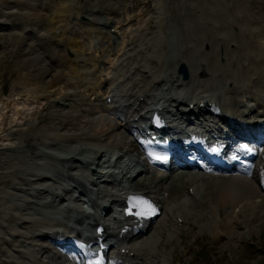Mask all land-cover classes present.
Masks as SVG:
<instances>
[{"label":"bare ground","instance_id":"6f19581e","mask_svg":"<svg viewBox=\"0 0 264 264\" xmlns=\"http://www.w3.org/2000/svg\"><path fill=\"white\" fill-rule=\"evenodd\" d=\"M134 1L90 0L87 10L78 0H71V7L78 4L77 14L85 23L78 15H60V7L54 10L56 14L51 13L55 14L51 24L62 22L73 35L89 39L96 35L99 49L93 50L100 53L96 62L93 50L90 57L91 52L74 50L73 45L78 47L74 41L51 36L39 15L43 3L44 10L51 7L50 1L0 0V6L10 9L0 11V29L16 28L22 7L33 11L29 18L26 15L28 21H39L38 26L30 27V35L23 33L27 24L15 30L19 38L16 51L26 57L20 63L25 72L22 76L29 78L25 85L35 90L22 93L24 87L14 82L9 92L0 94V135L5 134L4 139L0 137V264H174L173 255L185 239L203 233L226 236L232 243L234 237L240 239L244 232L249 235L264 223V139L256 144L264 136L261 5L256 0H202V14H184L177 18L178 25L167 22L169 35L165 37L161 29L166 22L164 3L155 0L156 29H130L120 36L123 26L127 29L131 22L129 13L120 19L121 13ZM194 1L183 0L182 4L191 6ZM5 25L8 27L1 28ZM39 30L48 33L43 42ZM23 38L25 42L33 39L35 46L29 40L23 48ZM99 63L105 69L108 66L101 78L105 69ZM179 63L187 69L186 79L175 72ZM58 85L54 92L44 89ZM58 95L65 99L63 103L54 99ZM35 100L45 112L54 110L53 120L43 127L26 120L36 115L33 109L26 114L19 108L20 102L24 108L36 105ZM158 102L161 108L151 109ZM148 111L160 124L164 119L165 130L178 128L186 117L195 115L198 124L208 126L211 133L217 135L222 129L225 144L228 137L246 132L250 135L246 142L255 147L254 157L244 171L198 175L185 170L177 176L184 182L182 189L170 170L152 171L142 163L128 162L117 174L120 178L132 176L125 190H94L95 179L109 172L93 170L100 157L114 150L116 162L135 150L131 132L137 131L133 126ZM9 122L12 127L8 128ZM27 135L33 137L31 145L23 144ZM68 146L70 153L64 157L47 151ZM80 155L84 161H79ZM133 157L138 161V153ZM74 189L84 192L94 213H81L74 201L70 206L60 205ZM133 193L154 205L153 217L119 218L121 213L112 211V205L123 206ZM100 205L106 206L102 215L97 213ZM96 226L100 238L94 237L93 243L98 245L107 238L111 244L90 262L95 254L84 255L87 249L77 242L93 237ZM74 249L78 258L71 255Z\"/></svg>","mask_w":264,"mask_h":264},{"label":"rangeland","instance_id":"374dc122","mask_svg":"<svg viewBox=\"0 0 264 264\" xmlns=\"http://www.w3.org/2000/svg\"><path fill=\"white\" fill-rule=\"evenodd\" d=\"M37 1L39 3H41L44 0H37ZM48 1H50L48 3L51 5V7L49 5L50 8L47 9V10H44L43 7H45L44 6L45 4L43 3L42 4V8H40V12L41 13L39 15L41 16L40 17L41 18L40 21L42 22V24H44L45 26H49L50 34L52 32L51 36H53V38L55 40H57L58 38H60V36H62L63 37V38H61L62 42H63V40L65 38L67 40V43H68V40H70L72 42L74 41V44H76V45L78 44L77 45L78 47L73 45L74 46L73 47L74 50L77 49V51L79 50V52L85 53L87 55H89L90 52H91V54L89 56L93 57L94 52H96L94 50H97V48L99 49V46H98L99 44H98V40L96 38V35L93 34L90 39L88 37H86L85 35H83L86 39L88 38L86 40L84 37H82L84 39L80 38L79 37V33L78 34H74V35H73V33L71 34L68 31V27L66 29L65 28L66 26H64V24L62 22H58L56 24V21H54L55 23L53 22V24H51L52 20H54L55 14H56L55 11H58L59 7H60L59 8L60 9V15L63 14V13L78 15L77 14L78 4H80V3L83 4L84 8H86L88 10L90 8V5L88 4V6H87V2H90V0H78L79 3L76 6L75 5L72 6V7H74V12L73 13H72V7H71V5H73V3L71 2V0H65V5H64L63 0H48ZM92 1L93 0H91V2ZM100 1H103V0H100ZM162 2L164 3L162 12L164 14H166L165 15V21L166 22L163 24V27L161 25V29L163 30V33H164L165 37H167V35H169V31L166 29L167 26H168L167 22L168 23L169 22L177 23V25H178L179 24L178 19L184 17V14H188V15L190 13L196 14L199 11H200V14H202V8H201L202 0H195L194 1L195 4H192L191 6L190 5L189 6H183V4H182L183 0H162ZM256 2L261 5V9L264 11V0H256ZM154 5H155V0H135L134 2H132L129 5V8H128L127 12H122L121 13L123 15L120 17V19L124 18L129 13L128 18L130 19L131 22L128 24L129 28L126 29V27L123 26L122 30L120 31L121 32L120 36L124 32H127L130 29L131 30L141 29V30L146 31V32H150L152 30H155L156 29L155 24H154L155 19H154V15H153ZM63 6H69V8H64ZM14 9L15 8H13L12 10H14ZM21 9H22L21 14L20 13L17 14L18 16H20L19 17L20 21L17 19L18 21L16 22L15 18H13L12 16L10 18V19H12V21L16 22V28H12V31H11L10 28H8L6 31H5V29L4 30L0 29V40H1V44H2L0 46V94H2L3 90H6V92H9L8 91L9 87L14 82H17V84H18L17 86L18 87L19 86H21L22 88L24 87L23 89L20 88L21 90H23L22 93L31 94V92L29 90H31V89L35 90L34 86H29L28 87V85H25V82H29V78H24L23 77L25 72L23 71L24 74H23V72H21L22 68H21V65H20L21 60H23V58L25 57V54L21 53L20 51H16L17 50L16 48L19 45L18 44L19 43V40H18L19 38L16 35L18 33V31H15V30L16 29L20 30L21 25L23 26L24 24H27L28 26L26 25V27H24V28H26V31H24L23 33H25L26 35H30V34H27L29 31H31L30 27L36 26L39 23V21H37V20H33V21L29 20L28 21V19H26V15H27V18H29V14L32 15L33 11H31V9H29V8H25L24 9L22 7ZM1 10L2 11H10V9L7 10V7H5L3 4L0 6V11ZM18 12H20V11H18ZM51 13H55V14L52 16ZM57 14H59V13H57ZM138 15H139V17L137 18L136 16H138ZM82 17L83 16L79 14L78 15V20L80 22H82V23H85V19L82 18ZM51 18H53V19H51ZM137 19L139 20V22H137ZM35 22H37V23H35ZM29 23H31L30 24L31 26L29 25ZM87 28L89 29L91 27H87ZM9 29H10L11 32H9ZM46 29H48V28H46ZM63 29H66V32H64L65 30H63ZM61 30H62V32H61ZM53 31H54V33H53ZM39 32H41L42 33L41 34L42 37H44V38L41 37L42 42L45 41L47 39L46 38L47 37L46 35L48 34L47 31H44L45 35L43 34V30L42 31L39 30ZM31 34H33V33L31 32ZM78 37L80 38V41H79ZM36 38H38V35H37ZM68 38H70V39H68ZM22 40H24V41H22V42H24V43H22V46L24 48V46H26L28 44L27 42H29L30 39H28V40L26 39V42H25V38H23ZM58 40L60 41V39H58ZM30 41H32L33 42L32 44L34 45L33 39L30 40ZM81 41H82V43H80ZM85 43H87V44H85ZM88 44H89V47H92V49L87 50V48H89ZM66 47H69L68 44H67ZM17 52H18V54L21 53V55L19 56L17 54ZM95 54L96 55H94L93 58H96V62H97V60L100 59L99 55H98L100 53L96 52ZM48 55H49V53H48ZM68 55L70 56V54H68ZM51 56H52V54H50V57ZM105 56H106V54H105ZM54 58L57 59V57H53L52 59H54ZM99 66H100L101 70L105 69V66L103 67V65H101L100 63H99ZM107 67L108 66H106V69H107ZM100 68L98 69V73H99ZM106 69L104 71H102V73L100 74V78L104 77V74L107 71ZM98 73H97V75H98ZM101 75H103V76H101ZM26 80H28V81H26ZM50 80H53L52 77H50ZM30 81L32 82V80H30ZM47 81L49 82L48 79H47ZM49 83H53V82L50 81ZM57 87H59V85L56 86V88L55 87L54 88H49L48 87L49 89L46 86L44 89H45V91L51 90V91L54 92V91L59 89ZM33 95H35V94H33ZM58 96L57 97L55 96L56 98L54 97V99L56 101H58L59 103H63L65 101V99H63V97H61V95H58ZM25 100L26 99H23V100H21V102L22 101L25 102ZM21 102L19 103L20 106L24 104V103H21ZM35 102H36V100L34 101V103ZM44 103L45 102H43V104ZM36 105L32 104L30 107L26 106L27 108L29 107L28 109H26V107L24 108L23 107L24 105L21 106L22 108L19 106V108L21 110L25 111V113L27 111L26 114H30L29 112H31V111L33 112V110H34V113L36 115L32 116V117L31 116L30 117H26V120L31 121L32 124L35 125V126L43 127L44 126L43 124L47 125L50 121L53 120V118H54V116H53L54 112L53 111L54 110H51L52 111V114H51V111L45 112L44 111V106H41V104L38 106V102H37ZM9 106H11V105H9ZM50 119H52V120H50ZM7 127L8 128L12 127L10 125V122L7 124ZM0 137L2 139H4L5 134L4 135H0ZM32 143H33V137L31 135H27V137H25V143H23V144L24 145L25 144L26 145L27 144L31 145ZM78 146H83V145H78ZM39 148L42 150V148L45 149V146L44 147L41 146ZM47 148L48 147H46V149ZM79 161H84L83 157H81V155H80ZM168 173L171 175V171H168ZM171 176H172V178L175 179L176 186H178V187H180L182 189V187L184 186V182L182 181V179L180 177H177L178 175H176V174L175 175H171ZM175 177H177V178H175ZM239 233H241L240 229L238 231V234ZM246 234L247 233L244 232V235H241V237L242 236L243 237L240 238V239H237V237H234L232 243H230L228 241L226 236H222V235L216 236V237H212L210 234L201 233V234H196V236L194 238H192L191 236L193 234L192 235L189 234V237H191V238L185 239L183 244H182V247H179L178 251H176L174 253V255H173L174 264H264V223L259 226L258 230L252 231L249 235L248 234L246 235ZM193 240H194V242H193Z\"/></svg>","mask_w":264,"mask_h":264},{"label":"water","instance_id":"95a60500","mask_svg":"<svg viewBox=\"0 0 264 264\" xmlns=\"http://www.w3.org/2000/svg\"><path fill=\"white\" fill-rule=\"evenodd\" d=\"M176 72H177V73H180L181 76H182V78H186V77H187L186 68H185V66H184L183 63H179V64L177 65Z\"/></svg>","mask_w":264,"mask_h":264},{"label":"snow or ice","instance_id":"6c2138e0","mask_svg":"<svg viewBox=\"0 0 264 264\" xmlns=\"http://www.w3.org/2000/svg\"><path fill=\"white\" fill-rule=\"evenodd\" d=\"M140 203H144L143 201H140Z\"/></svg>","mask_w":264,"mask_h":264}]
</instances>
